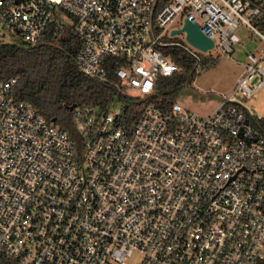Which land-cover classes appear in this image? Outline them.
Returning a JSON list of instances; mask_svg holds the SVG:
<instances>
[{
    "label": "built area",
    "instance_id": "obj_1",
    "mask_svg": "<svg viewBox=\"0 0 264 264\" xmlns=\"http://www.w3.org/2000/svg\"><path fill=\"white\" fill-rule=\"evenodd\" d=\"M60 8L82 71L113 78L139 116L115 95L76 107L71 134L0 82V247L17 264H264V115L245 103L264 49L206 115L156 93L180 69L172 47L195 74L211 49L232 58L241 26L264 43V0H0V41L40 42ZM186 20L211 48L175 39Z\"/></svg>",
    "mask_w": 264,
    "mask_h": 264
},
{
    "label": "trees",
    "instance_id": "obj_2",
    "mask_svg": "<svg viewBox=\"0 0 264 264\" xmlns=\"http://www.w3.org/2000/svg\"><path fill=\"white\" fill-rule=\"evenodd\" d=\"M61 12L60 8L38 43L0 41V82L15 77V95L30 102L49 121L71 134L76 128V107H99L104 111L115 95L117 101L129 106L125 120L138 117V101L122 93L113 78L100 79L82 71L76 61L80 39L71 23H61ZM168 53L180 69L157 81L156 93L166 107L175 101L176 92L194 75L190 74L193 60L183 49L172 47ZM258 121L264 126V117ZM0 264H17V261L0 247Z\"/></svg>",
    "mask_w": 264,
    "mask_h": 264
},
{
    "label": "rangeland",
    "instance_id": "obj_3",
    "mask_svg": "<svg viewBox=\"0 0 264 264\" xmlns=\"http://www.w3.org/2000/svg\"><path fill=\"white\" fill-rule=\"evenodd\" d=\"M66 21H70L69 16H64ZM241 43L236 45V50L232 58L218 53L217 49H211L208 54L209 62H203L198 67L189 82L182 85L175 94V101L180 103L186 110L200 115L212 112L222 101V97L229 94L244 69L242 62L245 61V52L256 49H264V43L257 37H251L249 28L244 25L238 29ZM175 39L191 45L186 40L184 33L176 35ZM206 56L207 53H201ZM139 94V92H133ZM245 103L253 109L257 115H264V86L255 91ZM140 254L127 258L128 264H138Z\"/></svg>",
    "mask_w": 264,
    "mask_h": 264
},
{
    "label": "water",
    "instance_id": "obj_4",
    "mask_svg": "<svg viewBox=\"0 0 264 264\" xmlns=\"http://www.w3.org/2000/svg\"><path fill=\"white\" fill-rule=\"evenodd\" d=\"M183 30L187 33V40L192 43L193 45L197 46L198 48L202 50H207L213 46V40L208 37L206 34H204L201 29L199 28L198 23L191 22L190 20H186ZM179 30H174L173 33H177ZM75 106L72 105L71 109H73ZM127 107H124V110H126ZM255 140V138H254Z\"/></svg>",
    "mask_w": 264,
    "mask_h": 264
}]
</instances>
